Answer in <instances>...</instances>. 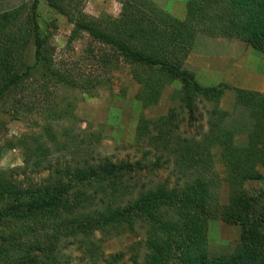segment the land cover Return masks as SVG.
Listing matches in <instances>:
<instances>
[{
    "label": "trees",
    "instance_id": "trees-1",
    "mask_svg": "<svg viewBox=\"0 0 264 264\" xmlns=\"http://www.w3.org/2000/svg\"><path fill=\"white\" fill-rule=\"evenodd\" d=\"M46 1L73 25L72 36L85 33L126 64L153 73L147 79L136 76L143 85L138 97L145 108L157 104L164 87L176 81L182 84L173 96L179 107L155 122L141 118L136 139L151 150L135 163L110 158L92 162L85 152L88 147L80 144L77 150L83 154L76 165L52 167V175L41 184L29 178L23 184L16 178L18 169H0V264H63L65 251L72 247L91 264H121L124 255L106 256L96 233L118 230L123 223L128 224L124 230L135 233L128 214L157 206L162 215L145 220L140 228L146 235L142 264H264V188L255 196L246 189L248 182L264 180L259 171L264 167V92L234 90L237 106L249 113L244 146L235 141L237 133L228 128L222 111L212 113L208 131L200 128L199 135L189 138L177 134L186 111L191 124L197 121L199 96L218 106L231 89L225 83L204 87L185 69L195 38L199 33L234 38L264 54V0H188L184 20L151 0H120L121 13L102 19L66 9L65 0ZM37 8L34 0L27 20L18 11L0 15V98L29 82L60 87L75 83L49 58L36 21ZM33 39L34 63L29 64L25 52ZM63 119L57 116V121ZM49 136L50 142H57L53 133ZM44 140L34 138L27 145L22 174L30 163L37 161L39 166L50 157ZM57 146L60 149L58 142ZM215 150H220L224 166L227 202L219 200L222 180ZM151 153L158 157L155 164L148 158ZM162 168L175 174V184L143 183L145 188L135 196L140 175ZM215 215L242 228L230 255L213 256L209 250V221ZM138 259L134 256L133 264H140Z\"/></svg>",
    "mask_w": 264,
    "mask_h": 264
},
{
    "label": "rangeland",
    "instance_id": "rangeland-1",
    "mask_svg": "<svg viewBox=\"0 0 264 264\" xmlns=\"http://www.w3.org/2000/svg\"><path fill=\"white\" fill-rule=\"evenodd\" d=\"M151 1L156 5L160 2L158 6L176 18L179 14V3L181 5L183 2L178 0V3L170 5V0ZM33 2L34 0H0V15L18 11L22 12L20 18L27 20ZM63 4L68 10L83 11L97 19L106 15L117 17L122 10L120 0H65ZM184 13L186 16V9ZM36 21L41 36L46 39L49 58L57 70H62L65 75H72L75 83L60 87L46 82H29L23 89L0 98V169H18V181L27 184L24 182L29 178L32 183L41 184L52 175L55 167L64 169L69 165H76V161L83 154L77 150L80 144L83 148L88 147L85 152L93 159L92 162H98L101 158L131 163L142 160L151 148L146 142H137L136 134L141 118L155 122L168 115L171 109L178 110L179 103L173 100V96L181 90L182 84L178 81L167 84L158 103L145 108L138 97L143 85L136 76L138 74V77L147 79L152 72L126 64L116 57L111 48L92 41L85 33L72 36L73 25L52 9L46 0H38ZM34 51L33 39L25 52L29 64L34 63ZM185 69L192 72L195 80L204 87L225 83L231 89L226 91L218 106L199 96L196 99L197 121L191 124L186 111L183 114L184 122L180 124L177 134L189 138L199 135L202 130L208 131L212 113L222 111L226 114L224 120L228 128L237 133L235 141L244 146L250 128L249 113L237 106L234 90L239 88L264 92V54L234 38L199 33L185 61ZM59 114L65 119L57 121ZM49 132L57 138L60 149L57 142H50ZM39 137L45 138L41 143L47 145L50 157L43 158L44 163L39 166L34 164L37 161L30 163V169L22 174V169L26 167L27 145ZM64 144L66 148L62 149ZM214 153L216 169L222 180L219 200L227 202L228 185L225 183L224 166L220 162V150H215ZM153 154L148 158L155 164L158 157ZM36 169H39L38 173L33 172ZM259 171L264 176V167H259ZM140 176L143 178L135 196L140 189L145 188L143 183L157 185L171 180L174 185L177 179L166 168L151 173L146 171ZM263 188L264 180L246 184L251 196H255ZM161 215L159 206L130 213L128 217L135 224V233L124 230L128 224L123 223L119 231L96 233V238L101 240L106 256L123 254L124 261L121 264H133L132 258L138 256V261L142 264L146 235L140 228L145 220H157ZM241 235L240 226L226 224L219 215H215L209 221L208 241L211 254H232ZM63 260V264H91L88 256L77 247L65 251Z\"/></svg>",
    "mask_w": 264,
    "mask_h": 264
},
{
    "label": "crops",
    "instance_id": "crops-1",
    "mask_svg": "<svg viewBox=\"0 0 264 264\" xmlns=\"http://www.w3.org/2000/svg\"><path fill=\"white\" fill-rule=\"evenodd\" d=\"M171 1V4L170 5H173V4H175L176 2L178 3V0H170ZM173 1V2H172ZM185 0H183V2H182V4L180 5V3H179V14H178V16H177V18L178 19H183L184 18V16H185V9H186V6H184V4H185ZM184 3V4H183ZM161 3L159 2L158 3V5H160ZM186 5V4H185ZM182 6V7H181ZM183 9V10H182ZM181 13H183V14H181ZM181 14V15H180ZM259 83H261V80H260V82Z\"/></svg>",
    "mask_w": 264,
    "mask_h": 264
}]
</instances>
